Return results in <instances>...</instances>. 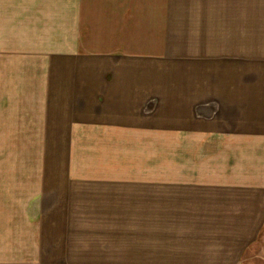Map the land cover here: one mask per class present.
<instances>
[{
    "label": "crops",
    "instance_id": "1",
    "mask_svg": "<svg viewBox=\"0 0 264 264\" xmlns=\"http://www.w3.org/2000/svg\"><path fill=\"white\" fill-rule=\"evenodd\" d=\"M0 53L22 69L13 82L21 114L41 128L48 117L63 135L66 165L78 153L108 156L134 144L154 150L157 164L164 133L167 202L197 213L170 222L189 229L181 242L191 245L178 255L237 264L256 241L264 226V0H0ZM104 174L84 183L118 181L134 188L135 211L156 209V166ZM71 178L53 177L56 199ZM36 195L29 205L40 213Z\"/></svg>",
    "mask_w": 264,
    "mask_h": 264
},
{
    "label": "rangeland",
    "instance_id": "2",
    "mask_svg": "<svg viewBox=\"0 0 264 264\" xmlns=\"http://www.w3.org/2000/svg\"><path fill=\"white\" fill-rule=\"evenodd\" d=\"M7 63L12 64L6 53H0V264H231L227 255H178L181 245H191L181 242L182 231L189 229L171 227L170 222L197 213L173 212L167 202L173 197L172 192L166 196L165 164L172 159L165 154L164 133L159 135L157 164L149 160L155 157L154 150L134 144L110 149L108 156L99 150L93 164L88 162L95 159L92 154L78 153L66 165L63 135L53 131L48 117H43L41 128L30 124L34 122L31 114H21L16 99L21 85L13 82L22 69ZM30 111L38 110L27 107L24 113ZM103 158L110 162L104 163ZM155 166L161 175L159 201L152 212L134 210L133 187L114 183L118 181L102 185L108 181L101 180L93 181L91 188L89 180L86 185L83 179L104 177L106 171L133 176ZM62 172L77 179L67 181L65 194L57 201L58 181L53 177ZM119 182L133 186L140 181ZM36 194L43 196L40 213L29 205ZM198 231L201 229H192L194 239L199 237ZM237 264H264V226Z\"/></svg>",
    "mask_w": 264,
    "mask_h": 264
}]
</instances>
